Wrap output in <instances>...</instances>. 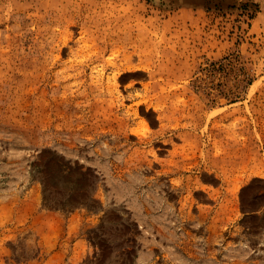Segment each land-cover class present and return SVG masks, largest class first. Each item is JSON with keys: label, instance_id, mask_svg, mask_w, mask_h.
<instances>
[{"label": "rangeland", "instance_id": "rangeland-1", "mask_svg": "<svg viewBox=\"0 0 264 264\" xmlns=\"http://www.w3.org/2000/svg\"><path fill=\"white\" fill-rule=\"evenodd\" d=\"M0 264H264V0H0Z\"/></svg>", "mask_w": 264, "mask_h": 264}]
</instances>
